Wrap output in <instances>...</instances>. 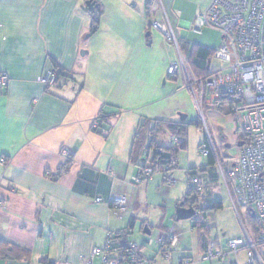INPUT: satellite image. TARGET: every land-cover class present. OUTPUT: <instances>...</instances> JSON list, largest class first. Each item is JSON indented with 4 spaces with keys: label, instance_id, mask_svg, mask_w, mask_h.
<instances>
[{
    "label": "crops",
    "instance_id": "1",
    "mask_svg": "<svg viewBox=\"0 0 264 264\" xmlns=\"http://www.w3.org/2000/svg\"><path fill=\"white\" fill-rule=\"evenodd\" d=\"M85 1L0 0V73L8 78L0 85V158L5 159L0 164V241L8 249L15 246L20 256L1 257L0 264H85L108 233L123 235L119 245L139 244L145 264H179V259L246 264L244 247L222 259H203L210 242L226 251L230 240L246 234L253 239L228 194L221 209L199 212L190 218L193 223L176 222L166 206L157 205L161 213L155 217L147 214L149 188L160 180L168 184L163 174L147 184L131 180L140 166L133 143L142 122H177L176 112L188 111L191 104L181 78L166 75L176 50L150 22H167L181 42L179 34L191 29L196 13L211 0H160L153 11L149 0H100L99 9L89 12ZM211 60L212 72L225 67L221 62L212 68ZM53 70L56 84L46 87L38 78ZM100 113L95 130L92 123ZM159 136L154 139L163 147ZM63 148L70 150L69 160L61 156ZM109 167L114 176L106 173ZM169 175L176 183L177 176ZM209 177L219 178L216 173ZM183 189L174 197L175 211ZM120 195L128 206L115 213L108 202ZM199 199L202 208V195ZM200 219L204 227L195 226ZM171 228L179 238L165 260L156 245L145 241ZM92 264H101V258Z\"/></svg>",
    "mask_w": 264,
    "mask_h": 264
},
{
    "label": "built area",
    "instance_id": "2",
    "mask_svg": "<svg viewBox=\"0 0 264 264\" xmlns=\"http://www.w3.org/2000/svg\"><path fill=\"white\" fill-rule=\"evenodd\" d=\"M151 3L149 11H153L154 6L161 2L152 0ZM150 25L174 46L177 58L168 63L166 75L168 78H181L202 119L204 105L219 106L226 99L231 100L232 105L239 107L238 111L242 112L240 130L243 144L231 167L223 168L209 134L199 148L201 154L206 157L212 154L216 174L224 184L235 214L239 215L237 203L253 212L259 222L260 235L258 240L250 238L247 234L245 237L230 240L226 251L215 248L210 242L203 259H222L229 253L236 254L244 247L247 254L246 264H264V259L258 251L259 246L264 247V0H211L203 10L196 13L191 23V30L194 33L201 34L205 28H211L218 31L225 41L213 50V58L224 63L225 67L201 77L195 76L192 72L170 25L157 21L150 22ZM38 80L46 87H53L57 75L54 71H48ZM7 82V76L0 73V85L5 86ZM99 117L101 114H98L92 123L95 130ZM174 141L176 142L175 139ZM148 153L149 150L145 149L144 157ZM61 156L69 160L70 150L63 148ZM4 163L5 159L0 158V164ZM167 169L168 167L148 157L131 180L135 184H140L154 173H165ZM106 173L114 176L111 167ZM46 175H50V172L47 171ZM170 180L169 183L172 181ZM228 180L232 181L233 189ZM188 182L197 191L203 189L197 170L190 172ZM101 201V198L95 199L96 203ZM108 204L115 213H123L127 209L128 199L125 195H120ZM112 238L113 234L108 233L106 243L94 247L85 264H92L95 257L101 258V264H124L120 258L110 257ZM178 238V233L171 228L166 234L156 238L149 236L145 244L156 245L162 251V258L168 260ZM126 248L128 264H145L144 259L138 255L139 244L130 242ZM178 263L191 264L188 259H179Z\"/></svg>",
    "mask_w": 264,
    "mask_h": 264
},
{
    "label": "rangeland",
    "instance_id": "3",
    "mask_svg": "<svg viewBox=\"0 0 264 264\" xmlns=\"http://www.w3.org/2000/svg\"><path fill=\"white\" fill-rule=\"evenodd\" d=\"M179 40L181 39V44L187 42L190 45H199L203 47H208L210 49H214L225 43L224 39H222L221 35L218 31L205 28L201 34L194 33L191 29L185 28L181 34H179ZM180 42V41H179ZM180 44V43H179ZM174 51V49H173ZM212 68L221 65V61L212 59ZM224 64V63H223ZM191 96V95H190ZM176 119L179 121V114H185L186 118V141L187 146L185 149L179 150L176 155L177 168L172 171L176 178V183H163L160 180L159 186H151L149 188L148 197L150 199V203L152 206H149L150 217H155V214H160L161 210L157 207L166 206L168 209V214L175 213V199L176 195L180 192L179 195L185 193L187 189V170L189 168L195 167L199 168L202 166L206 167V171L203 173H199V178L204 182L205 187L202 191L203 203L205 204L208 201V196L218 198L220 197L221 201L225 199L224 193L227 194V191L224 188L223 182L218 178L217 180L210 179L211 173H216V166L214 164H210L206 156L202 155L200 152L199 145L203 142L205 136L209 134L214 142L216 147L217 155L219 157L220 162L224 169H228L231 167V161L236 159L239 148L237 147V142L241 138V113L236 110L235 105H231L226 103L222 106H209L204 105L202 108V116L198 112L194 99L191 97V104L188 111H179L176 112ZM201 121L200 127L195 123L196 121ZM171 134L168 132L167 135H162L158 137L159 142L164 145L166 148L171 147L170 143ZM169 151L164 150V155L168 154ZM162 173H154L147 180H144L145 184L152 180H156L160 178ZM188 177V176H187ZM161 179V178H160ZM172 180V178H171ZM229 181V185L231 189H233V183L231 180ZM147 182V183H146ZM176 186V188H174ZM203 186V185H202ZM172 188L175 189V192L171 195ZM173 189V190H174ZM175 195V196H174ZM211 198V199H212ZM167 202V204H166ZM202 205L201 203H199ZM237 208L239 210V214L243 219L246 227L252 230V226L250 224L248 209L237 203ZM199 214V213H198ZM190 223H193L194 220L186 219ZM186 220H179L186 221ZM178 220L176 222H179ZM259 253L262 255L264 259V247H258ZM243 256V252H240L239 257Z\"/></svg>",
    "mask_w": 264,
    "mask_h": 264
},
{
    "label": "trees",
    "instance_id": "4",
    "mask_svg": "<svg viewBox=\"0 0 264 264\" xmlns=\"http://www.w3.org/2000/svg\"><path fill=\"white\" fill-rule=\"evenodd\" d=\"M152 0L148 1V7L150 5ZM96 22H97V15H93V25L92 27H96ZM179 47L182 53L184 54L192 72L194 73L195 76L201 77L205 75H210L213 72L210 70V60L213 58V50L215 49H210L207 47L199 46V45H190L187 42L181 44L179 42ZM55 72V70H53ZM55 74L58 77V74L55 72ZM57 81V80H56ZM224 102L228 103L232 107V101L226 99ZM222 103L219 106H222ZM240 108L237 107L236 110L238 111ZM101 114V113H100ZM102 116V114H101ZM101 118V117H99ZM199 127L201 125V121L199 120L198 122H195ZM186 123L184 121H175V122H168V121H150V120H144L142 124L139 126V129L137 133L135 134L134 137V143H133V151L137 153L138 155H141V160H140V166L138 168V171L140 168L143 167L145 160L148 157H151L153 161H158L159 164H161L164 167H168V171L165 173H162L164 175L165 182L169 183L170 175L169 173L172 172L175 168H177V161H176V155L178 154L179 150L185 149L187 146V141H186ZM171 134V140H170V148H166L165 146H160L156 144V140L154 139L155 136L159 135H166L167 133ZM150 138L149 141L147 139ZM176 140V142L174 141ZM243 137L241 136L239 141H242ZM203 141H206V136ZM240 148V147H239ZM145 149L149 150V153L146 157H144L143 152ZM167 150L169 151L168 154L163 155L161 150ZM208 162L210 164H214V158L212 154L207 156ZM205 166L199 167V168H189L187 170V176L189 177V174L192 170H197L199 173L204 170ZM61 172L59 171L57 175L59 176ZM215 176V175H214ZM147 180V179H145ZM171 181V180H170ZM172 182V181H171ZM202 184V183H201ZM203 190V189H202ZM202 190H195L193 189L189 182H188V189L181 200L183 202L184 206H192L195 209V214H198L201 212V214H206L210 211H216L218 209L222 208V202L219 198H214L212 200H208L205 205L200 208L199 206V197L202 195ZM194 214V216H195ZM248 215H249V220L250 224L252 226V236L254 240H258L259 235H260V227H259V222L257 217H253L250 210L248 209ZM193 216V217H194ZM204 219V218H202ZM202 219L196 221V227L199 226H205V222L202 221ZM123 235H114L112 238V244H111V252H118L117 256H114V258H120L121 262L124 264H128L127 256H128V251L126 248V245L128 243H120L118 242V239H120ZM1 246L3 248H1ZM17 249L15 246H10L8 249V244L6 242L0 241V258H18L20 256L17 255ZM140 257V252L138 254ZM43 264H53L48 261H43Z\"/></svg>",
    "mask_w": 264,
    "mask_h": 264
},
{
    "label": "water",
    "instance_id": "5",
    "mask_svg": "<svg viewBox=\"0 0 264 264\" xmlns=\"http://www.w3.org/2000/svg\"><path fill=\"white\" fill-rule=\"evenodd\" d=\"M85 6H86V11L89 12V11H94L95 9H99V2L95 1V0H86L85 1ZM180 115V121H184L186 119V115L185 114H179ZM243 144L242 141H239L237 143V147H241ZM195 209L192 207V206H187L185 207L183 205V202H180L178 204V206L176 207V211H175V214H176V219L177 220H186V219H190L194 216L195 214ZM252 216L254 217L255 214L253 212H251ZM145 232L147 234H149L150 232L148 230L145 229Z\"/></svg>",
    "mask_w": 264,
    "mask_h": 264
},
{
    "label": "flooded vegetation",
    "instance_id": "6",
    "mask_svg": "<svg viewBox=\"0 0 264 264\" xmlns=\"http://www.w3.org/2000/svg\"><path fill=\"white\" fill-rule=\"evenodd\" d=\"M238 142H239V141H238ZM238 142H237V143H238ZM238 148H239V147H238Z\"/></svg>",
    "mask_w": 264,
    "mask_h": 264
}]
</instances>
